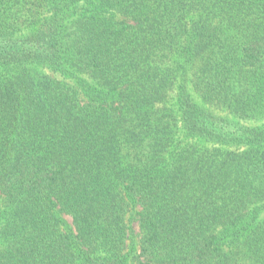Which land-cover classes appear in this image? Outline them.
I'll list each match as a JSON object with an SVG mask.
<instances>
[{
  "label": "trees",
  "instance_id": "1",
  "mask_svg": "<svg viewBox=\"0 0 264 264\" xmlns=\"http://www.w3.org/2000/svg\"><path fill=\"white\" fill-rule=\"evenodd\" d=\"M0 264H264V0H0Z\"/></svg>",
  "mask_w": 264,
  "mask_h": 264
},
{
  "label": "rangeland",
  "instance_id": "2",
  "mask_svg": "<svg viewBox=\"0 0 264 264\" xmlns=\"http://www.w3.org/2000/svg\"><path fill=\"white\" fill-rule=\"evenodd\" d=\"M67 219H68L69 222H71V219L70 218L67 217Z\"/></svg>",
  "mask_w": 264,
  "mask_h": 264
}]
</instances>
